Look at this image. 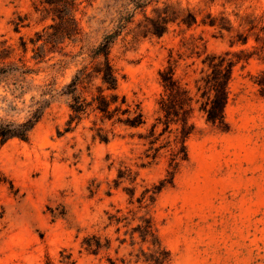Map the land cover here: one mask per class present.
Segmentation results:
<instances>
[{
  "label": "rangeland",
  "instance_id": "rangeland-1",
  "mask_svg": "<svg viewBox=\"0 0 264 264\" xmlns=\"http://www.w3.org/2000/svg\"><path fill=\"white\" fill-rule=\"evenodd\" d=\"M166 6L192 12L197 23L188 27L178 20L161 37L141 36L137 25L144 12L136 10L111 48L119 92L142 108L146 123L131 128L89 110L65 132L71 113L65 86L134 5L84 1L76 14L81 34L37 49L43 40H32L52 19L36 12L33 0H0V39L12 49L6 62L32 70L0 76V119L23 121L38 102L50 101L27 140L0 142V171L13 182L0 184V264H149L145 258L153 246L133 232L142 217L152 218L170 252L169 264H264V98L254 82L262 63L253 57L234 66L228 130L194 112L188 159L164 187L174 134L165 133L153 146H162L156 158L148 137L162 115L159 72L169 55L181 56L176 76L195 93L206 54L252 50L253 35L245 45L231 46V40L248 32L249 21L264 25V0H158L145 10L154 16ZM209 13L230 19L233 30L220 33L205 24ZM193 39L200 48L192 52ZM98 128L108 131V141L97 135ZM87 238L99 240L101 248L88 250Z\"/></svg>",
  "mask_w": 264,
  "mask_h": 264
},
{
  "label": "trees",
  "instance_id": "trees-1",
  "mask_svg": "<svg viewBox=\"0 0 264 264\" xmlns=\"http://www.w3.org/2000/svg\"><path fill=\"white\" fill-rule=\"evenodd\" d=\"M88 0H33L34 9L41 13L44 18L50 17L52 23L45 27L44 32H37V40H32L33 44L43 40L42 45L37 49L45 48L47 44L52 47L64 42L66 39L75 40L81 34V28L76 17L81 3ZM152 2L158 0H131L134 5L133 10L127 15H123L114 32L106 34L103 39L91 49V61L77 70L71 81L65 86V93L71 96V113L66 122L65 132L71 131L89 110L97 111L101 114L103 121H112L131 128H138L146 123V118L139 105L132 106L128 103L125 95L119 92V76L112 62L111 48L117 36L124 28L133 21L136 10L144 12V19L137 25L138 34L141 36L154 35L161 37L169 30L171 23L179 20V23L191 27L197 23V17L192 12L186 15L172 11L169 6L163 9L156 8L155 15L146 13V8ZM255 21V19H254ZM249 21L248 32H237L231 40V46L240 43H248L250 36H254L255 45L252 50L241 49L239 51H226L222 54L208 53L202 63L205 70L200 79L196 81V92L194 93L185 83L176 76V68L179 58L169 55L167 65L159 72L164 88L158 103L161 116L153 124L148 137L151 148L158 142L165 133L174 134V138L169 140L168 146L171 148V161L168 177L161 181V187L167 183H173L175 173L181 161L188 159V148L186 141L195 130L193 115L196 110L200 111L208 123L216 125L222 130H228L229 124L226 120V107L230 97V81L233 76L234 66L244 60L249 61L256 57L263 65V68L255 76V84L258 86L259 94L264 98V25L258 26V22ZM205 24L215 27L220 33L231 32L233 24L225 16H213L209 13L203 21ZM19 28V25H17ZM46 34L44 37L43 35ZM192 52L200 48L197 39L191 41ZM24 51L27 50L26 42H23ZM12 55V49L5 40L0 39V76H6L17 72L30 73L31 68H23L12 61L6 62ZM96 80L99 82L96 83ZM88 96H84V92ZM50 101L45 99L38 102L32 113L23 121L0 119V142L5 143L12 138L27 140L33 128L42 118L45 109ZM162 129L157 133L158 127ZM176 125L175 128L172 126ZM97 135L108 141V131L104 128L97 129ZM160 147H154L157 157ZM119 177H123L119 175ZM13 182L0 171V184ZM142 223L134 227L133 232L138 231L144 242H151L153 252L146 256L145 261L149 264H169L170 252L160 241L156 234L155 226L151 217H142ZM91 238L85 239L84 243L88 250L97 252L101 248L99 240L93 244ZM103 244V248H104Z\"/></svg>",
  "mask_w": 264,
  "mask_h": 264
}]
</instances>
